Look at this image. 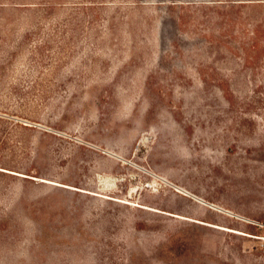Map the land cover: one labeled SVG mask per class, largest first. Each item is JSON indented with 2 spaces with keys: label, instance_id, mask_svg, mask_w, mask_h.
Masks as SVG:
<instances>
[{
  "label": "rangeland",
  "instance_id": "1",
  "mask_svg": "<svg viewBox=\"0 0 264 264\" xmlns=\"http://www.w3.org/2000/svg\"><path fill=\"white\" fill-rule=\"evenodd\" d=\"M0 264H264V0H0Z\"/></svg>",
  "mask_w": 264,
  "mask_h": 264
}]
</instances>
